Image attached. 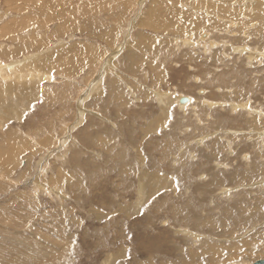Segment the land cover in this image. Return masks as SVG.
Here are the masks:
<instances>
[{
  "label": "rangeland",
  "instance_id": "rangeland-1",
  "mask_svg": "<svg viewBox=\"0 0 264 264\" xmlns=\"http://www.w3.org/2000/svg\"><path fill=\"white\" fill-rule=\"evenodd\" d=\"M87 1L103 12L85 8L76 16L72 3L70 17L61 21L54 19L53 5L45 4L42 14L35 6L29 9L37 24L53 19L47 33L38 29L43 25L32 29L30 18L24 34L29 41L43 42L40 36L46 34L50 44L64 42L63 48L86 45L81 55L65 49L70 52L65 67L43 68L56 76L52 81L6 78L2 85L0 78V88L35 85L38 90L31 97V87L17 90L20 97L0 93V116L8 122L0 129V144L9 146L0 158V206L8 218L0 221L13 228H0V251L9 254L0 264H23L16 255L42 241L48 246L44 260L53 255L51 245L58 248V264H105L108 259L113 264H229L231 259L252 264L264 259V0H163L165 10L157 5L160 0L137 9V0L130 12L126 0ZM171 6L180 14L167 17ZM5 7L0 0V12ZM132 21L133 32L128 31ZM58 23L66 29L61 34ZM34 30L38 37L31 38ZM188 35L210 50L183 41ZM35 45L27 44L21 54L30 55ZM56 47L48 52L43 47L39 55L62 49ZM94 51L98 62L90 63ZM109 59L112 68L105 69ZM100 73L105 79L99 91L82 101L93 84L80 91L84 79L87 83L94 76L98 82ZM165 93L167 110L162 111L158 95ZM179 94L193 100L181 108L171 100ZM235 103L241 108L230 109ZM81 112H86L84 121H76ZM11 129L19 136L13 131L9 136ZM28 135H42L46 145L23 149L18 138L28 140ZM220 174L226 179L215 178ZM32 178L48 188L27 183ZM224 188L229 191L222 193ZM14 214L38 225L12 226ZM51 225L52 241L44 230ZM36 231H45L48 239L37 238ZM55 239L64 243L54 244Z\"/></svg>",
  "mask_w": 264,
  "mask_h": 264
},
{
  "label": "bare ground",
  "instance_id": "bare-ground-1",
  "mask_svg": "<svg viewBox=\"0 0 264 264\" xmlns=\"http://www.w3.org/2000/svg\"><path fill=\"white\" fill-rule=\"evenodd\" d=\"M22 1V2H21ZM44 1H46V3H43ZM136 1L137 0H126V1H124L123 2V5H125V11H127L128 10V12H130L133 8H131L132 7V5H135L136 4ZM147 1H150V2H154V1H159V0H138V3H137V5H136V7H137V9L138 8H143V7H145V6H147L146 5V2ZM161 1V4H160V2H158L157 3V5H159V7H161V8H163L164 9V7H163V0H160ZM168 1V0H167ZM190 1V0H189ZM222 1V0H221ZM227 1V0H226ZM225 1V2H226ZM3 2H4V5L5 4H8V6H9V8L7 7H5L6 8V10H3L2 12H0V23H6L5 25H2L1 26V28H0V45H1V47H0V78H2L3 79V84L2 85H5L6 84V82L7 81H5V79L6 78H12V79H15L16 81H18L19 83H22V82H34V83H42L41 81L42 80H47V81H52V79H54L53 78V74L51 75L50 74V72H49V70L48 71H44L43 70V68H47V69H49V68H52V67H56V64L55 63H57V65L58 66H60V67H65V61H66V57L68 56V52L69 51H71L72 52V54H74V53H76L77 52V54H80L81 55V53L83 52V51H79V50H83L84 49V47L86 46H82V44H80L81 46H82V48H81V46L79 47H76L78 44L76 43V44H73V45H71L70 46V48H63L64 47V42H60V44H59V42H57V43H51L50 44V42H49V39H48V41H47V37H46V34L44 35V39L42 38V35L40 36V38L43 40V42H33V41H29V37H26L24 34H28L27 33V31H30V30H27L28 28H27V24L29 23L28 22V20L31 18H33V20H32V22H31V24H32V29H35V28H37L39 25H43V27H38V29H40L41 31H46L47 30V33H48V30H49V26L52 24V22H53V19H49L48 17H46V20H45V22H41V24H37L36 23V21H35V17H34V14L33 13H31V12H29V11H31V10H33V9H31L32 8V6H35V8L39 11V13L40 14H42L45 10H47L48 9V7H46L45 6V4L48 6V5H50V8H51V5H53V9H55L56 8V10L54 11V13H55V15H53L54 16V19H57L58 17H60L59 18V20H65V19H67V18H69L70 17V15H69V10H70V5L72 4V3H76L74 6H75V9H74V14L76 13V16H77V14H82V12L84 11V10H91V9H93V8H91L90 6H89V4H88V1L87 0H81V1H79V0H3ZM174 2L176 3V2H178V0H174ZM223 2V1H222ZM235 2V1H234ZM38 3H43L44 4V6H43V4L42 5H39ZM70 4V5H69ZM171 4H173V3H171ZM223 4H225V3H223ZM123 5H122V8H123ZM59 6V7H58ZM212 6V5H211ZM210 6V7H211ZM214 6V5H213ZM212 6V7H213ZM60 7H61V9H60ZM222 7H223V5H222ZM230 7V6H229ZM66 8H68V11L66 10ZM85 8H87V9H85ZM147 8V7H146ZM29 9H31V10H29ZM52 9V10H53ZM96 9H99V10H101V12H103V10H104V8H96ZM96 9H93V10H91V11H94V10H96ZM107 9H109V8H106V10ZM172 6H171V8L169 7V11H167L166 13H165V15L167 16V17H172V15L173 14H176V15H179L180 14V12H175V13H173V11H172ZM214 9V8H213ZM50 10V9H49ZM51 10V11H52ZM81 10H82V12H81ZM109 10H112V9H109ZM150 10H152V6H151V8H150ZM165 10V9H164ZM211 10H212V8H211ZM216 10V9H215ZM225 10V9H224ZM232 10V9H231ZM8 11H11L12 13H13V11L14 12H16V13H14L13 14V16L12 15H10L9 14V12ZM26 11H28V13L26 14ZM10 12V13H11ZM24 12V13H23ZM87 12V11H86ZM90 12V11H89ZM108 12V11H107ZM139 12H140V10H139ZM159 12V10H155V13H158ZM189 11H186L184 14H185V16H187V17H189V13H188ZM46 13V12H45ZM53 13V14H54ZM49 14L51 15V13H50V11H49ZM130 14V13H129ZM45 15H47V13L45 14ZM140 15V14H139ZM9 16H12V18H10V19H8L7 17H9ZM53 16H51L52 18H53ZM79 16V15H78ZM131 16V15H130ZM84 17V16H83ZM6 18H7V21H6ZM15 18H19L20 20L23 18V20H25V23H19V22H15L14 21V19ZM88 18V17H87ZM128 18V17H127ZM59 20H57V21H59ZM133 20V19H132ZM136 22H137V20H136ZM135 22V23H136ZM57 23V22H56ZM135 23L133 24V21L131 22V24H130V28L128 29V31H132L133 32V29H134V25H135ZM26 27V28H25ZM56 27L58 28L56 31L59 33L60 32V34L62 33V32H64V31H66V29L60 24V23H58L57 25H56ZM55 27V28H56ZM53 29V28H52ZM55 30V29H54ZM39 31V30H38ZM52 31V30H51ZM8 33V34H6V33ZM129 32H127V34H128ZM130 34V33H129ZM31 38L32 37H36L37 36V34H36V32H35V30L31 33ZM50 35H52L53 36V34H50ZM59 35V34H58ZM60 36V35H59ZM189 36V35H188ZM38 37V36H37ZM61 37V36H60ZM193 35H191V36H189L188 38H186V39H184L183 41H186V42H188L190 45H195V43L196 44H199V45H201V44H203L201 41H200V39H198L197 38V41L196 42H193L192 41V39H193ZM202 37V36H201ZM48 38H49V36H48ZM53 38V37H52ZM56 38V37H55ZM61 38H63V37H61ZM64 38H66V37H64ZM71 38V37H70ZM131 39V38H130ZM31 40V39H30ZM38 40V39H37ZM35 41V40H34ZM62 41V40H61ZM125 41V40H124ZM129 40H128V38L126 39V41H125V44H123L124 45V47L126 46V44H127V42H128ZM208 41V40H207ZM206 41V42H207ZM178 42H179V40H178ZM206 42H204V43H206ZM6 43V44H5ZM33 43H35L36 45H35V48H34V50H36L34 53H33V51H32V53L30 54V52H29V54L30 55H27L28 54V52L27 53H22L21 54V52L20 51H22V52H25L26 51V49H27V44H33ZM12 45H17L16 47L15 46H12ZM58 45V46H57ZM59 45L62 47V49L60 50V48H59V50L60 51H57V53H55V54H57V57L55 56V54H52V53H50V54H48V55H46V56H44V55H39V52L41 53V51L43 52V50L45 49L47 52H48V50L49 49H52V48H54V47H56V49L59 47ZM123 45H122V47H123ZM204 45V44H203ZM209 45H213V42H211ZM66 47L68 46V45H65ZM120 46V45H119ZM206 46H207V44H206ZM205 45H204V48L206 49L207 47H206ZM12 47V48H11ZM30 47H32V46H30ZM44 47V49H42ZM69 47V46H68ZM91 47V49H94V47L92 48V46H89V48ZM209 47V46H208ZM47 48V49H46ZM55 49V50H56ZM65 49H68L69 51H65ZM76 49V50H75ZM90 49V50H91ZM212 49V48H211ZM245 49V48H244ZM53 50V49H52ZM63 50V51H62ZM208 50H210V48H207L205 51H208ZM54 51V50H53ZM240 51V50H239ZM51 52V51H50ZM120 52V51H119ZM122 52V51H121ZM241 52V51H240ZM45 53V52H44ZM70 53V52H69ZM98 53H100L99 51H98ZM115 53H117V52H115ZM259 53V52H258ZM26 54V55H25ZM96 55H98L97 54V51H94L93 52V54H91L89 57H88V59H89V62L90 63H94V61L95 62H98V59L96 60V59H94L95 57L94 56H96ZM20 56V57H19ZM105 56V55H104ZM115 56H116V54H115ZM19 57V58H18ZM91 57H93L92 59H91ZM106 57V56H105ZM111 58H112V56H110ZM117 57V56H116ZM115 57V58H116ZM12 58V59H11ZM107 58V57H106ZM250 58V57H249ZM9 59H11V60H9ZM94 59V60H93ZM112 59H114V58H112ZM112 59H109L108 60V62H106V64H108L109 63V65H107V66H105V69L109 66V68H112V63L114 62ZM119 59V58H118ZM9 60V61H8ZM61 60V61H60ZM105 60V59H104ZM100 61V60H99ZM102 62H103V60H102ZM101 63V62H100ZM99 63V64H100ZM104 63V62H103ZM105 64V65H106ZM104 67V65L102 66V68ZM99 69V68H98ZM69 70V69H68ZM109 71V70H108ZM99 72V71H98ZM101 72V71H100ZM110 72V71H109ZM231 74V73H230ZM63 75V74H62ZM60 77V76H59ZM66 77V76H65ZM94 77V76H93ZM92 77V78H93ZM96 77V76H95ZM223 77V76H222ZM68 78H70L69 80L71 81V80H73V77L71 78V77H67V79ZM83 78V77H82ZM85 78V77H84ZM91 78V80H89L87 83H86V79H84L85 80V84L84 85H82L81 86V88H80V91H82L83 89H85V85H88L89 83L91 84L92 82H93V84L91 85V86H89V87H87V91H89L88 93H86L85 92V94L86 95H82V97H84L83 98V100L82 101H85L87 98H85V97H88V95L90 96V94L91 93H94V91L95 90H97V91H99V84H101V82L105 79V75L103 74V73H100L99 75H98V82H94V80ZM96 78V79H97ZM66 79V78H65ZM78 79V78H77ZM76 79V80H77ZM95 79V80H96ZM69 81V82H70ZM68 82V83H69ZM72 82V81H71ZM70 82V83H71ZM45 83V82H44ZM69 85V84H68ZM74 85H75V83H74ZM72 86V85H71ZM30 89H31V92H30V97H31V93H32V90L33 91H35V92H38V90H37V87L35 86V85H32V86H28ZM28 87H18V86H15V85H8V86H3V87H1L2 88V92H1V88H0V93L2 94V95H4V96H6V95H8V94H10L11 96H17V97H20V94L17 92V90H19V92L21 93V90L22 89H26V88H28ZM76 87V86H75ZM68 88H69V86H68ZM24 89V90H25ZM67 90V89H66ZM85 90V91H86ZM23 91V90H22ZM80 91H79V93H80ZM25 92V91H24ZM23 92V93H24ZM46 92V91H45ZM37 94V93H36ZM165 94H167V93H165ZM165 94H163V95H158V97H160V100H163V103H164V105H162V103L160 104L161 106H162V111H163V109H164V107H166V109L165 110H167V105H166V103L164 102V100L167 98V96H168V94L167 95H165ZM27 96L28 97V95L27 94H24V96ZM165 95V96H164ZM183 95V94H182ZM182 95H180L179 94V96H172V98H171V100L173 101V100H175L176 101V103L181 107V108H183V107H185L186 106V103L185 102H181L180 101V99L184 96H182ZM92 96V95H91ZM187 96H189V95H187ZM29 97V98H30ZM33 97V96H32ZM22 98V97H21ZM76 98V97H75ZM90 98V97H89ZM88 98V99H89ZM188 98V102L189 101H192L193 100V97H191V96H189V97H187ZM23 99V98H22ZM26 99V98H25ZM158 99V98H157ZM250 100V99H249ZM1 101V100H0ZM206 101V100H205ZM87 102H88V100H87ZM209 102V101H208ZM244 102H245V100H244ZM175 103V104H176ZM190 103V102H189ZM228 103V102H227ZM237 103V102H236ZM231 104V106L229 105V107H230V109H232V110H235V109H237L238 107H240L241 108V106L239 105V104ZM214 104H216V103H214V102H211V103H209L208 105H214ZM251 104V103H250ZM188 105V104H187ZM200 105V104H199ZM227 105V104H226ZM192 106V105H191ZM190 106V107H191ZM244 106V105H243ZM248 107V106H247ZM0 108H2V109H4V107H0ZM188 108V107H187ZM239 108V109H240ZM11 110H14V109H11ZM81 110V109H80ZM80 110H78V111H80ZM227 110V109H226ZM87 111V110H86ZM263 111V110H262ZM261 111V112H262ZM250 112H252V111H250ZM257 112V111H256ZM1 113V112H0ZM5 113V112H4ZM15 113V112H14ZM2 114V113H1ZM11 114V113H10ZM86 114V112L85 113H83V112H81L80 114H79V116H78V118L76 119V121H79V122H83L84 121V119H85V117H84V115ZM253 114V113H252ZM255 114V113H254ZM4 115V114H3ZM168 115H170V114H168ZM224 115V114H223ZM256 115V114H255ZM254 115V116H255ZM7 116V115H6ZM16 116V115H15ZM241 116V115H240ZM3 116H0V121H3V123H0V129H3V127H4V125L6 126V124L8 123V122H5L4 120H3V118H2ZM9 118H10V116H8ZM7 117V118H8ZM21 117H23L21 114H19L18 116H16V118L17 119H21ZM5 118V117H4ZM16 119V120H17ZM253 119V118H252ZM63 121L64 120H60L59 121V123L60 124H63ZM19 123H23V119H21L20 121H18ZM72 123V122H71ZM74 123V122H73ZM59 125V124H58ZM74 125H76V124H74ZM9 127V126H8ZM78 127V126H77ZM255 127H256V125H255ZM61 129H63L62 127H61ZM74 129H77L76 127L74 128ZM18 130L20 131L21 129L18 127ZM69 130V129H68ZM12 129L9 131V136H12V134H10V133H12ZM22 131V130H21ZM56 131V130H55ZM63 131V130H62ZM14 133H15V135L16 136H19L18 135V133L14 130L13 131ZM253 132V131H252ZM47 134H49V133H47ZM14 135V134H13ZM29 137H25V138H27L28 140H23V139H21L20 137L18 138V140H20L19 142H20V145H22V148L23 149H26V147L27 148H34L35 147V144H37V143H41L40 145H41V148H42V145L44 146V145H46L45 144V142H46V140L44 139V137L41 135L38 139L36 138V137H34L33 135L32 136H30V135H28ZM45 136V135H44ZM41 139H44V140H42V142H41ZM252 139V138H251ZM66 140H69V138L68 139H66ZM68 143V142H67ZM67 143H66V141H64V139H63V142H62V144H63V146H66L67 145ZM66 144V145H65ZM9 147V146H8ZM7 147V148H8ZM51 147V146H50ZM7 148H4L1 144H0V158L2 157V155H3V153H5L6 152V150H7ZM45 148V147H44ZM46 149H48L47 147H46ZM56 149V148H55ZM54 149V150H55ZM122 150H120V152H121ZM123 152V151H122ZM125 154H127V153H125ZM124 154V155H125ZM42 158V157H41ZM40 158V159H41ZM47 158V157H46ZM245 158V157H244ZM246 159H248V158H246ZM47 160V159H46ZM41 161V160H40ZM264 161V160H263ZM42 162V161H41ZM40 162V163H41ZM46 163V162H45ZM152 163V162H151ZM44 164V163H43ZM48 165V164H47ZM91 165V164H90ZM92 166V165H91ZM131 166V165H130ZM45 166L43 165V167L41 168V171H43L45 168H44ZM47 167V166H46ZM48 167H49V165H48ZM90 167V166H89ZM132 167V166H131ZM37 170H40V164H38L36 167H35ZM101 170V169H100ZM99 170V171H100ZM96 172V171H95ZM132 172V171H131ZM131 172H130V175H131ZM86 173V172H85ZM133 173V172H132ZM133 175V174H132ZM37 177V176H36ZM36 177H34V179L36 178ZM215 178H219V179H226V176L224 175V174H220V175H215ZM33 178L32 179H30L27 183H31V184H33V186H35L36 188L38 187V190H44L45 191V189H47L48 187H46L45 185H44V183H42V182H35V181H33L34 180ZM263 180H264V176H263V178H262ZM55 180V179H54ZM90 180V179H89ZM93 181V180H92ZM264 182V181H263ZM1 184V183H0ZM131 184V183H130ZM47 185V184H46ZM264 185H262V187H263ZM0 187H3V185H0ZM52 190H54V189H52ZM57 191V190H56ZM227 191H229V188H224L221 192L222 193H224V192H227ZM60 192L58 191L57 192V194L58 195H61V194H59ZM18 194H20V193H18ZM20 196V195H19ZM24 196H25V194H24ZM16 197V196H15ZM18 197V196H17ZM21 198V197H20ZM23 198V197H22ZM29 198V197H28ZM17 199V198H16ZM15 200V199H14ZM20 200V199H19ZM18 200V201H19ZM26 201H29V200H26ZM16 202V201H15ZM26 204V203H25ZM30 204V203H29ZM19 206V205H18ZM33 206V205H32ZM31 206V207H32ZM21 209V208H20ZM19 209V210H20ZM4 210V208H3V205H1L0 206V218L1 219H6V218H8V215H7V213L6 212H3V213H1V211H3ZM9 210V209H8ZM22 210V209H21ZM24 210V209H23ZM32 211V210H31ZM261 211V210H260ZM259 211V212H260ZM15 212V211H14ZM258 211H257V213L258 214H260ZM20 213H21V211H20ZM19 213V214H20ZM23 213V212H22ZM27 213H28V211H27ZM27 213H25L26 215H27ZM8 214H10V212H8ZM32 214V213H31ZM41 214H44V212H41ZM250 214H252V213H250ZM15 215V214H14ZM18 215V214H17ZM22 215H24V214H22ZM254 215V214H253ZM256 215V214H255ZM254 215V216H255ZM29 216V214L27 215V217ZM32 216V215H31ZM49 216V215H48ZM40 218H44V216L43 215H40L39 216ZM9 218H11V220H14V221H17V222H19V223H21V224H17V223H15L14 221H13V223H11V220H6L7 222L8 221H10L9 223H11V225L12 226H20V225H28V226H30V228L31 227H35V226H37L38 225V222L37 221H33V222H29L30 220H24L22 217H18V216H9ZM3 220L2 221H0V228L1 229H4V228H6V229H8V231L9 232H12L9 228H12L11 226H9L10 224H5V222H4V226L2 225V222H3ZM56 222V221H55ZM46 223V222H45ZM104 224V223H103ZM64 225V224H63ZM105 225V224H104ZM16 226V227H17ZM27 226V227H28ZM9 227V228H8ZM21 227V226H20ZM47 227V226H46ZM108 227V226H107ZM25 228V227H24ZM106 228V227H105ZM13 229V228H12ZM15 229V228H14ZM19 229H21V228H19ZM37 229V228H36ZM55 229V228H54ZM53 228H52V225H51V229H46L45 227H44V230L47 232V234L50 236V238H49V240L50 241H52L51 240V237H52V233H55V230H54ZM98 229V228H97ZM70 230V229H69ZM68 230V231H69ZM16 231V230H15ZM44 231V232H45ZM98 231V230H97ZM17 232V231H16ZM18 232H19V230H18ZM17 232V233H18ZM37 233V238H39V236L41 235V236H43V237H45V239H48V238H46V236H45V233L44 232H42V231H36ZM21 233V232H20ZM23 233H26V232H24L23 231ZM22 233V234H23ZM61 233V232H60ZM12 234V233H11ZM15 234V233H14ZM40 234V235H39ZM58 234V233H57ZM68 234V233H67ZM77 234V233H76ZM13 235V234H12ZM26 235H27V233H26ZM191 235H193V237L194 236H196V235H194V234H191ZM16 236V235H15ZM17 236H18V234H17ZM29 238V237H28ZM62 238V237H61ZM36 239V238H35ZM81 239V238H80ZM22 240L23 239H21V242H22ZM104 241V240H103ZM20 242V243H21ZM55 243L54 244H57V243H64L63 242V240H61V239H55V241H54ZM77 242V241H76ZM23 244L25 243V244H29V242L28 241H24V242H22ZM21 243V244H22ZM35 243V242H34ZM101 243V242H100ZM27 244V245H28ZM32 244V243H31ZM30 244V245H31ZM76 244V243H75ZM79 244V243H78ZM18 245V244H17ZM26 246V245H25ZM51 246V245H50ZM49 246V248H50V254H53V255H51V256H49V254H48V258H46V260H44V252H47V248H48V246H46V243L45 242H40V243H38L37 242V245H36V247H32L31 249H30V251H29V249H26V247H23V251H24V253H25V255H24V257H23V255H22V257H19V255L17 254L16 255V259H15V261L16 260H18L19 262L20 261H22L23 262V264H58L57 262H56V260H55V258L57 257L55 254V247L52 249L51 247ZM57 246H60V244H58ZM78 247V246H77ZM20 249V248H19ZM58 249V248H57ZM56 249V250H57ZM22 250V249H21ZM21 250L19 251L17 248H16V251L18 252V253H21ZM49 250V249H48ZM66 250V249H65ZM64 250V251H65ZM137 250V249H136ZM49 252V251H48ZM57 252H58V250H57ZM115 252V251H114ZM61 253V252H60ZM59 253V254H60ZM66 253V252H65ZM130 253V252H129ZM7 255H9L8 253H6V252H4V251H0V258H1V256H7ZM145 255V254H144ZM61 256V257H60ZM59 257L60 258H62V256H64V254L63 253H61V255H60ZM112 256H114V255H112ZM117 256V255H116ZM119 256V255H118ZM127 256V255H126ZM138 256V255H137ZM133 257H135V256H133ZM139 257V256H138ZM137 257V258H138ZM162 257V256H161ZM64 258V257H63ZM129 258V257H128ZM37 259H40L41 260V262L38 260V262H36L37 261ZM57 259V258H56ZM131 259V258H130ZM109 260V262L108 261H106V263L105 264H113V260H110V259H108ZM32 261V262H31ZM103 262V261H102ZM105 262V261H104ZM103 262V263H104ZM166 262V261H165ZM125 263V262H124ZM124 263H122V264H124ZM131 263V262H130ZM228 263L229 264H238L239 263V261L238 260H236V259H231V260H229L228 261ZM244 263V262H243ZM2 264V263H1ZM19 264V263H18ZM119 264V263H118ZM138 264V263H137ZM140 264H142V263H140ZM245 264H251V263H249V262H246Z\"/></svg>",
  "mask_w": 264,
  "mask_h": 264
},
{
  "label": "water",
  "instance_id": "water-1",
  "mask_svg": "<svg viewBox=\"0 0 264 264\" xmlns=\"http://www.w3.org/2000/svg\"><path fill=\"white\" fill-rule=\"evenodd\" d=\"M180 101H181V102H187V101H188V98L184 96V97H182V98L180 99ZM252 264H264V259L258 260V261L254 262V263H252Z\"/></svg>",
  "mask_w": 264,
  "mask_h": 264
}]
</instances>
